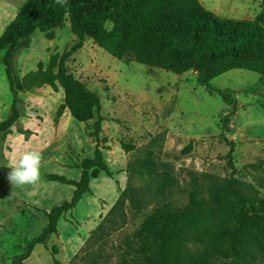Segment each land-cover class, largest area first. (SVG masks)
<instances>
[{
	"label": "rangeland",
	"instance_id": "rangeland-1",
	"mask_svg": "<svg viewBox=\"0 0 264 264\" xmlns=\"http://www.w3.org/2000/svg\"><path fill=\"white\" fill-rule=\"evenodd\" d=\"M26 1L0 0V36ZM199 1L224 21H253L261 8L247 0ZM54 34L49 41L35 32L27 49L16 48L11 63L19 80L39 66L47 71L54 58L71 53L78 43L68 19ZM5 54H0V124L10 117L13 104ZM66 68L101 99L99 141L90 137L97 117L87 124L73 120L60 87L18 93L19 120L0 144V264H11L47 227L50 211L71 201L74 188L47 177L79 182L82 161L93 159L97 150L111 177L91 180L89 194L60 220L58 234L46 246L35 247L25 264H53L54 248L60 264H141L145 220L157 210L185 207L193 178L205 191L209 180L221 183L235 170V179L264 198V77L231 71L211 81V88L236 100L235 115L229 116L233 107L199 87L194 73L177 77L119 62L89 40L71 53ZM226 118L229 132L222 129ZM229 143L235 145L231 162ZM26 151L41 153L40 179L13 185L7 178L10 167ZM124 192L128 199L118 206ZM250 264H264V254Z\"/></svg>",
	"mask_w": 264,
	"mask_h": 264
},
{
	"label": "trees",
	"instance_id": "trees-1",
	"mask_svg": "<svg viewBox=\"0 0 264 264\" xmlns=\"http://www.w3.org/2000/svg\"><path fill=\"white\" fill-rule=\"evenodd\" d=\"M247 1L260 3L259 14L253 21L236 22L218 19L199 0H27L0 36V54L6 52L3 66L13 95L11 115L0 124V144L19 120L18 93L44 87L63 90L64 108L76 122L87 124L97 117L90 137L99 141L101 99L66 68L71 53L82 49L87 40L119 62H133L177 77L194 73L197 85L232 106L229 116H234L236 100L211 88L210 83L231 71L264 77V0ZM66 19L78 40L72 52L59 60L54 58L47 71L39 66L35 73L19 80L11 63L16 48L27 49L35 32L53 41L54 32ZM221 123L223 132H229L228 118ZM221 137L227 143L224 134ZM229 147L231 162L235 145L229 143ZM124 150L131 151L126 146ZM80 170L79 182L57 175L47 177L52 183L74 188L73 197L50 211L47 227L27 242L24 252L11 264H25L35 247L46 246L58 234L60 220L89 194L91 180L101 175L111 177L100 150L93 159L82 161ZM232 173L221 183L209 180L205 191L193 178L185 207L152 213L140 232V263L215 264L225 260L250 264L264 254V198L235 179V170ZM127 199L128 192H124L118 206ZM52 255L53 264H60L55 259L56 248Z\"/></svg>",
	"mask_w": 264,
	"mask_h": 264
},
{
	"label": "clouds",
	"instance_id": "clouds-1",
	"mask_svg": "<svg viewBox=\"0 0 264 264\" xmlns=\"http://www.w3.org/2000/svg\"><path fill=\"white\" fill-rule=\"evenodd\" d=\"M66 0H58V3ZM42 156L38 151H26L19 158L18 162L11 166L8 173V180L13 185L35 184L40 179V167Z\"/></svg>",
	"mask_w": 264,
	"mask_h": 264
}]
</instances>
